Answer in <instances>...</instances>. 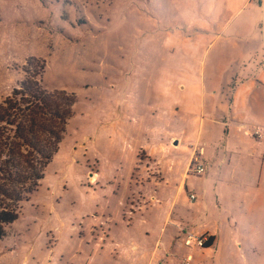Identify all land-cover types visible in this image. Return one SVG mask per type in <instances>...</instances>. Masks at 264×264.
Masks as SVG:
<instances>
[{"label":"rangeland","instance_id":"1","mask_svg":"<svg viewBox=\"0 0 264 264\" xmlns=\"http://www.w3.org/2000/svg\"><path fill=\"white\" fill-rule=\"evenodd\" d=\"M233 1L0 0V76L4 77V83L0 80V94L7 91L11 95L19 80L24 79L22 67L33 57L31 54L49 40L47 30L78 43L81 29L98 35L106 31L102 26H107L108 34H118V48L113 51V57L122 61L114 72L104 75L105 80L118 85L104 96L100 90L101 79L59 66L55 62L57 56L52 57V61L46 58L44 86L48 90L70 88L72 91H67L74 92L78 98L76 115L43 180L28 188L29 192L33 191L28 202L16 206L21 210L20 218L8 229L7 237L0 240V264H87L92 252L86 236L89 220L116 209L120 201L122 150L128 122L133 116L130 87L134 81L149 75L148 68V72L142 74L150 49L145 40L156 36L151 47L158 50L163 43V38L158 42L159 35L165 37V33L171 32L173 41L178 40L180 44L182 40L187 46L179 45L176 54L168 59L170 64L178 66L187 59L192 69L201 61L207 67L226 68L231 62L228 36L234 33L233 28L214 49H206L218 33L217 23L225 25L239 11L240 5ZM107 5L112 21L102 25L100 12L102 6ZM89 18L93 23H88ZM195 36L194 41L184 39ZM143 44H147V48H143ZM89 58L94 59L91 67H97L96 73L100 72V57ZM111 61L105 62L111 65ZM19 70L18 82L8 88L5 78L10 79V74ZM123 115H126L124 119ZM248 141L245 143L247 152H255L253 145L259 144L262 157L264 141L257 142L253 138ZM215 154L220 155L221 160L227 157L223 139L216 146ZM244 167L250 168L249 165ZM215 171L213 184L206 189L210 198L214 197L218 220L224 218V227L229 228L227 239L223 234L227 245L204 250L206 255L196 256L191 264H264V159L261 158L254 170L251 168L253 173L245 184L224 174L219 176L217 166ZM91 173L100 177V183L91 184ZM192 180L197 187L191 192L198 194L201 179ZM203 188L205 190V186ZM246 192L250 194L247 198ZM217 198L219 203H216ZM228 209L229 213H225ZM112 264H117L116 260Z\"/></svg>","mask_w":264,"mask_h":264},{"label":"crops","instance_id":"2","mask_svg":"<svg viewBox=\"0 0 264 264\" xmlns=\"http://www.w3.org/2000/svg\"><path fill=\"white\" fill-rule=\"evenodd\" d=\"M233 3L240 5L239 11L225 25L217 23L218 33L206 49H214L233 28L234 33L228 36L231 62L226 68L207 67L201 61L192 69L187 59H182L184 63L178 66L170 64L168 59L176 54L179 45L187 46L182 40L180 44L178 40L173 41L171 32L165 33V37L159 35L157 40L160 42L163 38V43L158 50L151 47L156 36L145 40L150 49L142 74L148 68L149 75L134 81L130 87L133 116L128 122L122 150L120 201L116 209L89 220L86 236L92 252L87 264H112L114 260L117 264H182L188 256L193 262L196 256H205L204 250L226 248L223 234L227 239L229 228L224 227V218L218 220L214 197L210 198L206 186L213 184L216 166L219 176L224 174L245 184L253 173L251 168L254 170L261 158L264 159V153L260 156L259 144L253 145L255 152L252 153L245 147L249 138L264 141L253 134L254 129L264 133V0H234ZM100 14V24L111 23L108 5L102 6ZM89 21L93 23L91 18ZM102 29L106 31L98 35L81 29L78 43L47 30L49 40L31 56L49 61L57 56L55 62L59 66L101 79L100 90L106 96L116 84L105 80L104 75L114 72L122 61L113 57V51L118 48V34H108L104 25ZM184 39L194 41L196 36ZM147 44L142 47L147 48ZM92 56L102 61L98 73L97 67H91L94 59L89 57ZM109 59L111 65L105 62ZM20 72L5 78L8 88L18 82ZM0 80L4 83V77L0 76ZM59 89L72 91L68 87ZM9 95L7 91L0 94V102ZM222 139L228 154L224 160L215 154ZM201 150L199 164L206 172L198 177L190 169L195 154ZM90 177L91 184L101 181L96 174L91 173ZM198 178L201 185L197 188L198 194H193L191 190L197 184L192 179ZM191 195H195L194 200ZM248 196L246 192L245 198ZM219 202L217 198L216 203ZM245 205L243 201L242 206ZM188 235L205 237L209 239L208 245L188 248L185 245Z\"/></svg>","mask_w":264,"mask_h":264},{"label":"trees","instance_id":"3","mask_svg":"<svg viewBox=\"0 0 264 264\" xmlns=\"http://www.w3.org/2000/svg\"><path fill=\"white\" fill-rule=\"evenodd\" d=\"M46 68L44 59L28 58L24 79L0 102V240L19 220L16 206L28 202V188L43 180L76 115L77 95L48 90Z\"/></svg>","mask_w":264,"mask_h":264},{"label":"built area","instance_id":"4","mask_svg":"<svg viewBox=\"0 0 264 264\" xmlns=\"http://www.w3.org/2000/svg\"><path fill=\"white\" fill-rule=\"evenodd\" d=\"M253 134L256 137H258L259 139L264 138L263 133L259 129H254ZM202 154H203L202 150H201L200 154H195L193 163L191 165L190 171L196 175H203L206 172V168L202 164H199V157ZM191 199L194 200L195 195H191ZM208 240L209 239H207L205 237L198 238V237H195L193 235H188L187 238L185 239V245L188 248H191L193 245H197L199 247H204L209 242ZM191 261H192V257L188 256V257H186V259H184L182 264H191Z\"/></svg>","mask_w":264,"mask_h":264},{"label":"water","instance_id":"5","mask_svg":"<svg viewBox=\"0 0 264 264\" xmlns=\"http://www.w3.org/2000/svg\"><path fill=\"white\" fill-rule=\"evenodd\" d=\"M174 145H175V146H178V142H175Z\"/></svg>","mask_w":264,"mask_h":264}]
</instances>
